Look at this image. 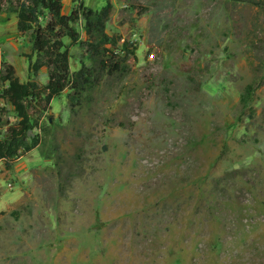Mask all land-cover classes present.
Listing matches in <instances>:
<instances>
[{
  "label": "rangeland",
  "instance_id": "obj_1",
  "mask_svg": "<svg viewBox=\"0 0 264 264\" xmlns=\"http://www.w3.org/2000/svg\"><path fill=\"white\" fill-rule=\"evenodd\" d=\"M81 1L110 2L107 32L135 53L77 113L54 97L41 143L0 161V264H264V0ZM15 5L1 62L46 84ZM64 40L72 71L92 64ZM0 108L1 138L18 116Z\"/></svg>",
  "mask_w": 264,
  "mask_h": 264
},
{
  "label": "trees",
  "instance_id": "obj_2",
  "mask_svg": "<svg viewBox=\"0 0 264 264\" xmlns=\"http://www.w3.org/2000/svg\"><path fill=\"white\" fill-rule=\"evenodd\" d=\"M111 9L110 2L102 10H97L81 0H72L71 10L66 13L63 0H16L14 11L18 17V29L22 33L31 32L38 55L32 69L38 72L46 67L48 81L46 84L35 80L22 82L14 65L2 63L0 59V99L7 100L18 116L0 138V161L8 167L24 152L41 143V134L34 133V130L54 97L69 90L70 109L77 113L91 100L105 77L124 70L125 60L135 53L136 48H131L128 42L121 43L118 37L107 32ZM80 20L84 22L87 40H82V33L75 25ZM65 37L87 47L91 65L83 64L80 69L72 71ZM253 92L254 84H248L242 96L244 105L249 104ZM44 155L50 156L46 152Z\"/></svg>",
  "mask_w": 264,
  "mask_h": 264
},
{
  "label": "crops",
  "instance_id": "obj_3",
  "mask_svg": "<svg viewBox=\"0 0 264 264\" xmlns=\"http://www.w3.org/2000/svg\"><path fill=\"white\" fill-rule=\"evenodd\" d=\"M71 2H72V0H71Z\"/></svg>",
  "mask_w": 264,
  "mask_h": 264
}]
</instances>
